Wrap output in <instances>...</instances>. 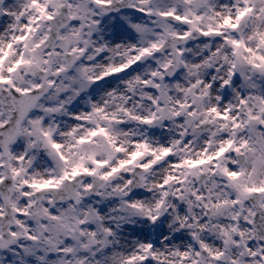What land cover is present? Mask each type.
Instances as JSON below:
<instances>
[{"label":"snow or ice","instance_id":"obj_1","mask_svg":"<svg viewBox=\"0 0 264 264\" xmlns=\"http://www.w3.org/2000/svg\"><path fill=\"white\" fill-rule=\"evenodd\" d=\"M0 264H264V0H0Z\"/></svg>","mask_w":264,"mask_h":264}]
</instances>
